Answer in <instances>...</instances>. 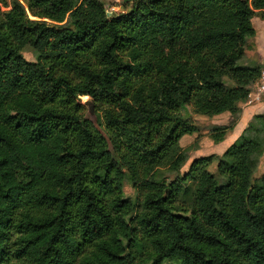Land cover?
<instances>
[{
	"label": "trees",
	"instance_id": "16d2710c",
	"mask_svg": "<svg viewBox=\"0 0 264 264\" xmlns=\"http://www.w3.org/2000/svg\"><path fill=\"white\" fill-rule=\"evenodd\" d=\"M23 2L0 0V264H264V114L179 174L181 112L238 117L261 79L264 0Z\"/></svg>",
	"mask_w": 264,
	"mask_h": 264
},
{
	"label": "rangeland",
	"instance_id": "374dc122",
	"mask_svg": "<svg viewBox=\"0 0 264 264\" xmlns=\"http://www.w3.org/2000/svg\"><path fill=\"white\" fill-rule=\"evenodd\" d=\"M7 1L9 7L3 8L2 9L3 11L9 10L14 0H7ZM17 1L24 4L23 0H17ZM100 1H102L106 5L109 12H113V11L121 12L123 10V6L125 2V0H100ZM27 15L31 20L45 21L49 25L53 24L51 21L47 19H37L32 17L28 10H27ZM257 19H258L256 21L257 23L262 20L259 16L257 17ZM254 39L255 37L248 40V43L246 44L245 47V57L240 61V64L248 65V66L256 65L254 61L257 60L258 55L256 54V44H254L255 41ZM261 45H262V51H264V43ZM24 56L29 61H34L36 59L34 54L28 50L24 52ZM263 69H264V65H263ZM263 97H264V70L262 72V78L257 83H255L250 87L249 98L246 103L242 104V109H241L242 111L238 117H232L230 113L221 114L222 116L218 115L219 117L218 116L208 117L205 115H197L194 113L191 106H187L185 110L181 112V114L185 117V120L188 124L198 127L200 132L194 133L193 135L184 136L180 141L181 147L187 151L189 156L187 163L181 168L179 172L180 176H184L190 170L192 162L196 159L202 157H209V156L222 157L227 150L224 152V150L220 149L219 146H217V144L220 143H215L214 140L211 138L212 129L218 128L220 126L229 127L233 125L232 131L227 134L226 138L222 142H224L225 140L231 141V139H235L234 138L235 135L238 134H234L233 132L236 129V126L241 121V115L242 117H244V111H246V109L244 110V108H246L247 106L251 107L261 104L263 101ZM89 100L90 99L88 97H82L80 99V102L84 105L85 115H87L89 112V107L88 105H86V102ZM262 114H264V112ZM257 115H261V114L259 113ZM255 116L251 117L250 120L246 122L247 123L246 127L242 131L241 135L247 129L248 125ZM97 126L99 129L101 130L103 129V127H101L98 124V122H97ZM241 135H238L237 139L234 141H237ZM209 169L212 173H216L217 162L216 161L213 162ZM263 173H264V155L260 161V165L255 175V178L261 177ZM166 177H168V179L173 180L175 178V175L166 173ZM124 193L126 198L130 200H135L138 196L137 190H135L127 182L125 183L124 186ZM164 264H168V263H164Z\"/></svg>",
	"mask_w": 264,
	"mask_h": 264
},
{
	"label": "crops",
	"instance_id": "0c3cea01",
	"mask_svg": "<svg viewBox=\"0 0 264 264\" xmlns=\"http://www.w3.org/2000/svg\"><path fill=\"white\" fill-rule=\"evenodd\" d=\"M257 20H258L257 17H255L252 20L253 26L256 30V36L254 39L255 40L254 44H256V54L258 55L257 60L254 62H255V64L260 63L261 65H264V51H262V45H261L264 43V20H261L258 23L256 22ZM245 109H246V111H244V117H242V115H241V121L236 126V129L233 132L234 134L241 135L242 131L246 127V124H247L246 122H248L251 117H253L259 113L262 114L264 112V97H263V101L261 104L256 105V106H251V107L247 106L246 108H244V110ZM224 114H226V113H224ZM220 116H222V115H220ZM238 135H235V137H234L235 139H231V141L225 140L224 142L217 144V146H219V148L224 150V152H225L235 142L234 140L237 139Z\"/></svg>",
	"mask_w": 264,
	"mask_h": 264
},
{
	"label": "water",
	"instance_id": "95a60500",
	"mask_svg": "<svg viewBox=\"0 0 264 264\" xmlns=\"http://www.w3.org/2000/svg\"><path fill=\"white\" fill-rule=\"evenodd\" d=\"M86 105H88V107H89V112L87 115H85V119L88 120L89 122H91L93 124V126L107 139V142L109 145V151H111L113 153L112 145H111L105 131L103 129L102 130L99 129L97 126L98 119H97L94 103L91 100H89L86 102Z\"/></svg>",
	"mask_w": 264,
	"mask_h": 264
},
{
	"label": "built area",
	"instance_id": "2783aa9c",
	"mask_svg": "<svg viewBox=\"0 0 264 264\" xmlns=\"http://www.w3.org/2000/svg\"><path fill=\"white\" fill-rule=\"evenodd\" d=\"M261 78H262V76H261Z\"/></svg>",
	"mask_w": 264,
	"mask_h": 264
}]
</instances>
